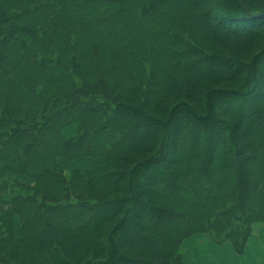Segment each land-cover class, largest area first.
<instances>
[{"label": "trees", "instance_id": "trees-1", "mask_svg": "<svg viewBox=\"0 0 264 264\" xmlns=\"http://www.w3.org/2000/svg\"><path fill=\"white\" fill-rule=\"evenodd\" d=\"M258 224L264 0H0V264H185Z\"/></svg>", "mask_w": 264, "mask_h": 264}, {"label": "rangeland", "instance_id": "rangeland-1", "mask_svg": "<svg viewBox=\"0 0 264 264\" xmlns=\"http://www.w3.org/2000/svg\"><path fill=\"white\" fill-rule=\"evenodd\" d=\"M229 80V78H227ZM226 79L224 80H209L208 83H212L214 85H220V86H234L237 84L235 79H232L228 81ZM247 100V98H246ZM246 106L248 107V100L246 103ZM77 132V126L76 125H70L65 128L64 133L66 136H73ZM61 163L64 167V171L68 177H71L73 175V172L78 169H84L87 167V162L85 161H77V160H61ZM13 176V175H12ZM20 182H26V183H32L34 184L35 181L33 178H30L29 176H22V175H14ZM259 226H264L263 224H258ZM257 225V226H258ZM256 226V227H257ZM199 234L192 238L188 243H186V239L182 242V252L183 254V260L185 264H213L214 259L219 260L221 258V255L223 256V253H216L213 249H218L220 252L225 251V253H233L234 257L244 256V253H239L233 248L232 242L230 243H223L219 244L213 241L212 237L205 232L195 233L193 235ZM203 234V235H201ZM191 235V236H193ZM228 242V241H227ZM263 242V243H262ZM262 243V244H261ZM188 245V246H187ZM258 246V247H257ZM255 247V248H254ZM254 248V249H252ZM246 249L250 250V253H254V257L252 259L253 264H264V235H261L260 238L256 241V245L254 244L253 240L250 242L248 246H246ZM259 253V254H257ZM226 254V255H227ZM236 259V258H235ZM249 259V258H248ZM238 262V260H235ZM236 264V262H235ZM238 264V263H237ZM244 264H251L250 261L244 262Z\"/></svg>", "mask_w": 264, "mask_h": 264}, {"label": "crops", "instance_id": "crops-1", "mask_svg": "<svg viewBox=\"0 0 264 264\" xmlns=\"http://www.w3.org/2000/svg\"><path fill=\"white\" fill-rule=\"evenodd\" d=\"M197 235H199V234H196V235H193V236H190L189 238H187L185 241H186V243H188V241H190L192 238H194L195 236H197ZM201 235H203V234H201ZM261 235H264V226H257V227H255V229L253 230V232L251 233V235L249 236V238H248V241H247V244H246V246H248L249 244H250V242L253 240V242H254V244L256 245V241L258 240V238H260L261 237ZM204 236V235H203ZM225 243H230L229 241L228 242H225ZM263 243V242H262ZM261 243V244H262ZM231 244V243H230ZM232 245V244H231ZM188 246V245H187ZM233 246V245H232ZM258 247V246H257ZM234 248V247H233ZM255 248V247H254ZM254 248H252V249H254ZM216 253H223V256L221 255V258L219 259V260H216V259H214V262H213V264H235V262H236V264L238 263V264H244V262H248V260L250 261V263L251 264H253L252 263V259H253V257H254V253H250V250H248V249H245V255L242 257V256H240V257H238L239 259H237V257H234L233 256V253H225V251H219L218 249H213ZM243 252V253H244ZM227 254V255H226ZM257 254H259V253H257ZM260 255V254H259ZM236 258V259H235ZM249 258V259H248ZM235 260H238V262L237 261H235ZM259 264H261L260 262H259Z\"/></svg>", "mask_w": 264, "mask_h": 264}]
</instances>
